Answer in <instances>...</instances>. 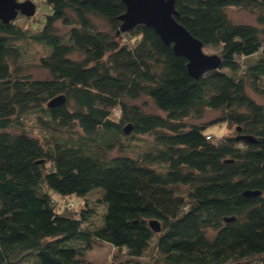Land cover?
Wrapping results in <instances>:
<instances>
[{"label":"trees","instance_id":"obj_1","mask_svg":"<svg viewBox=\"0 0 264 264\" xmlns=\"http://www.w3.org/2000/svg\"><path fill=\"white\" fill-rule=\"evenodd\" d=\"M45 3L38 29L18 22L34 16L0 21V264H92L97 242L116 249L113 264H264V0H175L177 21L220 57L198 78L152 28L119 32L122 0ZM230 7L255 24L232 21ZM31 43L47 49V78L25 74ZM207 112L220 116L191 122ZM31 113L40 135L24 129ZM216 123L228 132L213 139ZM138 135L147 149L124 153ZM71 196L83 207L67 208Z\"/></svg>","mask_w":264,"mask_h":264},{"label":"water","instance_id":"obj_2","mask_svg":"<svg viewBox=\"0 0 264 264\" xmlns=\"http://www.w3.org/2000/svg\"><path fill=\"white\" fill-rule=\"evenodd\" d=\"M122 2L125 5V12L119 17L120 33L139 25L152 28L164 44L172 45L176 55L187 60V70L194 78L220 67V57L217 54H206L202 42L177 21L179 14L175 9V0H122ZM35 12L36 6L32 0H0V21L3 23L13 21L19 14L32 17ZM64 101V96L59 95L47 105L53 107L61 105ZM123 130L128 134L131 126H125ZM237 138L255 142L251 136L240 135ZM259 194V191L244 192L245 196ZM233 220V217L225 218V221ZM149 226L155 232L160 231V224L156 220H150Z\"/></svg>","mask_w":264,"mask_h":264},{"label":"rangeland","instance_id":"obj_3","mask_svg":"<svg viewBox=\"0 0 264 264\" xmlns=\"http://www.w3.org/2000/svg\"><path fill=\"white\" fill-rule=\"evenodd\" d=\"M22 1V0H18ZM36 6V12L34 14V17L32 19H24L23 17L18 19V22L26 26L30 20H35L34 22L30 23V26L33 29H38L40 28L44 21H45V16L50 14V8L49 6L45 3V0H32ZM227 15L229 18L234 21L235 23H243V24H255V18L252 14L249 12L236 8V7H230L227 9ZM102 26H104L101 23ZM24 66H25V74H29L31 78L34 79H44L48 77L47 70L41 68L39 66V59L41 56L47 53V49L42 46L41 44L38 43H31V44H26L24 46ZM204 52L206 54H217V50L213 49L211 47H204ZM263 55L264 57V44L262 46V49L256 56ZM248 93L256 100L259 102H262L261 98L256 95L250 88H248ZM137 104L141 105L146 112L153 113V114H162L153 104L152 102L147 99V98H141L138 101H136ZM35 113H31L30 115H26L24 117V129L26 131H30L32 134H38L42 132V130L39 128V125L36 124L35 119H34ZM220 114L218 112H207L205 116L200 119V120H192V123H200V124H211L213 120L218 118ZM206 134H211L213 135V139H216L218 136L225 134L228 132L225 124L223 123H216L214 125H210L206 128ZM233 133V132H231ZM82 133L78 132H71V135L76 139L79 135ZM137 138L135 139H128L125 140V142H128L130 144V147L127 149L124 148V153L126 152H131V155H136L137 153L141 152L144 149H147V147L151 143V136L148 135H138L136 136ZM121 151V150H120ZM117 149H113L109 153V156H114L117 153H121ZM95 194H88L87 195V200L89 201L88 205H94L96 214L92 221L95 224L101 223V217L105 211L104 207L102 204L95 203ZM69 201L73 203L74 209L77 211L80 208L83 207L84 204V199L77 197V196H71L69 198ZM95 203V204H94ZM115 251L116 249L110 246L107 243L104 242H97L94 244L92 249H89L85 252L83 260L86 262H90L92 264H113L115 260H117V257H115ZM125 258V257H124ZM259 260V259H258ZM136 264H150L148 261V257L144 256L143 258H138L136 259Z\"/></svg>","mask_w":264,"mask_h":264},{"label":"built area","instance_id":"obj_4","mask_svg":"<svg viewBox=\"0 0 264 264\" xmlns=\"http://www.w3.org/2000/svg\"><path fill=\"white\" fill-rule=\"evenodd\" d=\"M116 114H117V113H116ZM66 207H67V208H71V207H73V203H72L71 201L67 202V203H66Z\"/></svg>","mask_w":264,"mask_h":264}]
</instances>
